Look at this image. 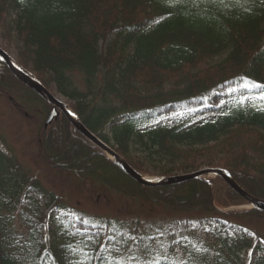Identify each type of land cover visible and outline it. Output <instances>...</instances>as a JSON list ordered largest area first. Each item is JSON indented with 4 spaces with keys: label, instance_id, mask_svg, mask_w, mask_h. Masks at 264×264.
<instances>
[{
    "label": "trees",
    "instance_id": "1",
    "mask_svg": "<svg viewBox=\"0 0 264 264\" xmlns=\"http://www.w3.org/2000/svg\"><path fill=\"white\" fill-rule=\"evenodd\" d=\"M0 45L142 176L218 167L264 201V0H0ZM2 97L43 122L48 166L132 216L66 222L65 197L0 136V264H264L259 234L235 221L264 212L224 211L247 203L221 178L138 184L66 117L45 127L51 105L0 61Z\"/></svg>",
    "mask_w": 264,
    "mask_h": 264
},
{
    "label": "rangeland",
    "instance_id": "2",
    "mask_svg": "<svg viewBox=\"0 0 264 264\" xmlns=\"http://www.w3.org/2000/svg\"><path fill=\"white\" fill-rule=\"evenodd\" d=\"M2 48L3 46L0 45ZM14 58V54L9 52ZM235 91H223L222 96L228 100L227 96H231ZM66 104L70 105V102L58 95ZM38 111L42 110V107H38ZM174 114V115H173ZM184 113L182 110L167 112L157 117V122L170 123L174 118L182 116ZM42 123L36 114H23L8 98H0V136L4 140L1 145L2 148L10 155H13L26 169H28L33 176L41 181V183L51 191L62 194L67 202V205L72 210L70 213H62L66 218V222H75L76 215L83 214L87 218L94 215H119L120 218H128L132 216L128 213L130 202L121 198L115 194H101L90 193L82 191L77 186V182L70 177L55 172L50 166H48L39 156L38 147V133ZM46 123V122H45ZM223 155L218 154L214 157V161L217 163ZM207 168V167H205ZM218 168V167H216ZM204 169V168H202ZM191 173L189 172H176L173 175H182ZM145 178L152 181H159L162 177L156 175H145ZM212 177H206V179H212ZM134 207V206H133ZM251 205H236L224 208V211H249ZM156 213H162L157 209ZM142 215H144L141 212ZM168 217H173L171 213L166 214ZM237 224L246 227L252 232L258 233L261 237V242L264 244V217H252L242 218L235 220ZM255 256L253 251H250L245 256L246 260H251Z\"/></svg>",
    "mask_w": 264,
    "mask_h": 264
},
{
    "label": "water",
    "instance_id": "3",
    "mask_svg": "<svg viewBox=\"0 0 264 264\" xmlns=\"http://www.w3.org/2000/svg\"><path fill=\"white\" fill-rule=\"evenodd\" d=\"M0 59L6 64L12 75L17 80H19L22 84L35 92L52 106V110L46 122V125H48L54 119H57L62 114L74 126L77 132H79L83 137H85L87 140L97 146L101 151H103L120 171H122L138 184L153 188L178 185L195 179L205 180L206 177L212 176L220 177L235 193L240 195L248 204H250L252 206V209L264 212V201L246 192L227 172L220 168H204L197 172L165 177L160 179L159 181H151L144 178L138 172H136L114 149L109 147L96 135L90 132L79 120L76 114L71 111L69 105L63 102V100L59 98L58 95L49 91L35 78L21 70L16 64L14 58L1 46ZM68 110H70L74 116L70 115Z\"/></svg>",
    "mask_w": 264,
    "mask_h": 264
},
{
    "label": "bare ground",
    "instance_id": "4",
    "mask_svg": "<svg viewBox=\"0 0 264 264\" xmlns=\"http://www.w3.org/2000/svg\"><path fill=\"white\" fill-rule=\"evenodd\" d=\"M68 111H69L70 115L74 116L73 113L70 110H68Z\"/></svg>",
    "mask_w": 264,
    "mask_h": 264
},
{
    "label": "snow or ice",
    "instance_id": "5",
    "mask_svg": "<svg viewBox=\"0 0 264 264\" xmlns=\"http://www.w3.org/2000/svg\"><path fill=\"white\" fill-rule=\"evenodd\" d=\"M260 99H261V100H264V96H262ZM133 239H134V238H133Z\"/></svg>",
    "mask_w": 264,
    "mask_h": 264
}]
</instances>
